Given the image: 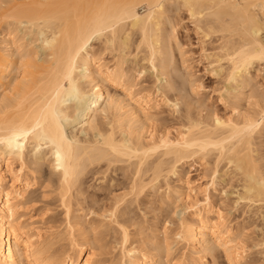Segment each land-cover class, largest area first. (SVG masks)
<instances>
[{"label": "bare ground", "instance_id": "obj_1", "mask_svg": "<svg viewBox=\"0 0 264 264\" xmlns=\"http://www.w3.org/2000/svg\"><path fill=\"white\" fill-rule=\"evenodd\" d=\"M206 1L203 0V3L201 0H0V264H101L92 259L91 244L84 241L85 238L81 242H77L74 237L70 238L72 240L68 245L69 249L60 253L59 258L54 259V256L51 258L49 255V258L45 257L43 247H36V243L32 241L34 237L39 240L40 236L35 234L27 236L23 230L24 226L18 222L19 217L16 218L21 205L27 203L25 196L27 189L35 185L38 179H43L42 184H55L60 206L68 213L72 201L78 200L83 194L80 191L82 176L86 174L89 166H99L101 162L111 167L135 159L133 162L130 160L131 164L125 163L129 164L126 178L128 190L138 200L142 194L145 195V192L152 190L160 179H163L162 182L165 181L163 183L165 184L171 176H176L178 165L186 158L197 154V157L201 155L199 158L204 160V156L215 153L216 160L220 163L223 160L227 161L234 172L242 177V192L238 193V200L242 199L249 203L250 207H264V178L258 163L249 152L251 136L264 125V88L261 92L257 90L259 87L255 88L257 84L254 83L249 71L255 62L258 65L262 63L264 68V0ZM141 4L147 6L143 15L136 12L137 6ZM167 4H174L173 7L176 8L173 9L176 11L179 7L185 8L190 22L194 24L195 30H200L204 39L212 34L218 38L221 56L219 58L216 56L217 64L219 61L220 63L222 60L225 61L224 64L227 66L225 77L227 82L234 84L232 90L237 93L234 92V101L229 100L232 102L231 119L211 117L212 126L208 128L207 123L201 127V123L192 121L187 116L186 128H181L180 132L176 129L179 132L177 138L171 140L168 136H160L159 140L156 139L158 142H155L153 125L152 132H146L150 129L149 126L147 129L146 125L155 117L153 111L157 106L154 107L155 104L152 106L151 98L138 97L139 91L134 90V86L127 82L124 75L126 71L122 67L128 61L127 56L134 54L130 52L133 45L132 35H138L133 50L141 49L145 54L144 60L153 72L160 69L158 72H161V77L169 79L176 89L182 88L184 77L181 80L179 75L176 77L174 72L176 68L172 67V63L175 62H171L173 56L170 49L177 51L182 65L185 62L184 52L175 35V25L172 26L171 21L167 19L168 15L163 17ZM163 21L166 22L164 24L170 29V33L164 32L167 28L163 29ZM28 37L31 40L25 43ZM94 40L98 43L100 41L106 52H116L117 60L114 65L112 64L113 68H108L104 62L100 63V60L97 61L93 57L91 43ZM35 43L41 45L40 50H44L40 60L37 59V49L33 47ZM135 57L134 54L129 58L134 61ZM218 67L221 65H217ZM78 70L82 72L80 75L77 74ZM222 70L218 69L219 73ZM82 78L90 86L89 90L83 88L80 82ZM262 81L264 83V76ZM168 85L167 83L164 87L169 88ZM172 85L170 84L169 89L173 88ZM107 86H119L124 95L120 97L119 94L115 98H110ZM176 89L173 92H176ZM220 91H224L223 88ZM225 92V96L233 95ZM222 93L224 96V92ZM88 96L90 99L84 102ZM101 101L105 102V106L107 105L115 115L112 122L116 124H111L113 127L110 126L112 128L108 131L101 129L97 123L98 114L105 112L104 109L96 110ZM241 101L247 103L245 106L250 103L260 106L258 114L254 111L256 108L253 109L257 117L251 111V114L241 112ZM68 102L72 104L67 105ZM173 106L176 108V105ZM78 108L83 113L81 118H84L80 121L81 132L90 131L92 134L90 139L80 140L64 132L66 123L76 121L70 120ZM245 109L247 110V107ZM184 118L186 119V116ZM185 119L182 120L185 122ZM180 125L178 127H181ZM114 127L117 130L115 128L114 131ZM44 146L52 158L51 167L57 170L58 179L55 182L49 178H42L40 159L27 160V155L31 151ZM13 160H16V166H13ZM6 181L9 183V190L5 187ZM166 186L167 193H170L171 186H168V183ZM181 188L186 193L183 192L181 195L180 190L177 192L175 188L173 192L179 193L178 201L180 199L186 203L200 192H193L190 182L186 180ZM132 200L134 201V198ZM194 217L193 222L182 220L180 227L181 237L187 245L189 255H181L179 261L169 258L171 248L164 244V240V243L157 241L154 244L155 254H148V251L144 252L142 249L128 250L126 247L124 249L130 234L122 229L120 240L123 249L120 250L122 259L120 264H207L197 245L204 247V250L206 248L210 253L221 246L228 257L231 247L228 240L223 239V231L215 226H209L200 212ZM193 224L196 226L193 227ZM72 226L78 227L79 232L87 227L79 219H76ZM204 231H208L209 236L207 233L204 234ZM231 256L230 254L229 257Z\"/></svg>", "mask_w": 264, "mask_h": 264}, {"label": "rangeland", "instance_id": "obj_2", "mask_svg": "<svg viewBox=\"0 0 264 264\" xmlns=\"http://www.w3.org/2000/svg\"><path fill=\"white\" fill-rule=\"evenodd\" d=\"M201 2H203V0H201ZM206 3L207 1L205 4ZM174 4L176 5V3ZM174 4H167V7H164L167 12H164L163 17L168 15L167 19L171 21L172 26L175 25V35L179 40L181 50L184 52L183 58L185 59V62L184 65H182L179 56L176 53L177 51H175V49H170V54H172L171 56L174 57H171V62H175L172 63V67H174V69L176 68L174 71L176 77L179 75L181 77L180 79L178 78L179 80H181L183 77L186 78V80L183 78L185 84L183 83L181 86L182 88L180 90L176 89L174 85L169 82V79L167 80V78L163 76L161 77V72H158L160 69H155L156 71L154 70L155 72H153V69L149 67L146 60H144L145 54L141 49L139 51L133 50L135 46L134 44L138 40V35H132L133 45H131L130 48V52L136 55L135 59L133 61L132 58H129L134 54L127 56L128 61L125 63V65H123L124 68L122 67V69L127 73L126 74L123 71L124 75H126L125 78L127 77V82L134 86V90L139 91L138 97H144L143 99L151 98L150 101H152V106L154 104V107L157 106L155 107V111H153V116L155 114V117H153L154 120L152 118V121H149L150 123L147 122L146 125L147 129L148 126L150 128L149 130H146V132H152L153 130L151 129L154 127L155 132L153 131V140L155 142H158L160 136H168L171 140L177 138V136H179L178 133L180 132V129L186 128L185 123H187L188 118H190L192 121L201 123V127L206 126L205 123H207L208 128L212 126L211 117H219L223 120H225V118L231 119L232 102L230 101H232V99L234 101V92L237 93V91L232 90L234 89V84L227 82L225 77L227 76V66L224 64L225 61L222 60L223 62L221 61V63L219 61L217 64L216 58L221 56L220 50L218 48V38L212 34L209 35L207 39H204L200 30H195L194 24L192 25V21L190 22V18L186 12V9L179 7L176 11L173 9L176 8L175 6L173 7ZM146 10L147 6L145 4L138 5L136 8V12L140 15L145 14ZM164 22L165 21L162 23L163 29L165 27L167 28ZM166 31L168 33L171 32L169 28L165 29L164 32L167 33ZM30 40L31 39H29V37L28 39L26 38L25 43H29ZM94 41L91 43V47L93 49V52H91L93 57L97 61L100 60V63L104 62L108 68H113L114 63L117 60V55H115L116 52H110V54L108 53L109 51L106 52L107 50H104V46L101 45L102 43L100 41L99 43L97 40L95 42ZM39 44H33V47L35 50L37 49L36 52L39 54H37V59H39L44 54V50H40L41 45ZM31 47L32 46H30L29 49H31ZM217 65H221V67L217 68ZM224 65L225 67H223ZM257 66L261 67L258 68ZM218 69H223L222 72H224H220V74ZM249 71L251 72L250 75L252 78H254V83L257 84L255 88L259 87L257 90L261 92L264 88V83L262 81V77L264 76V68L262 63H259V65L256 62L253 63ZM81 73L82 72L80 70L77 71V74L80 75ZM172 76H174V73ZM189 81L192 82L189 83ZM80 82L82 83V86L85 90H89L90 86L85 83L83 78L80 80ZM167 83L169 84V88L171 87L170 84L173 86V88L169 89L164 87L167 85ZM189 84H191V86ZM189 87H192L193 89ZM106 88L110 98H115L116 96H119V94L120 97L124 95L122 89L119 86H107ZM222 88L224 90L222 91L224 92V96L226 94L225 91H228L230 95L233 94L231 95L232 97L229 95L224 97L223 93L220 91ZM174 89H176V92L178 93L173 92ZM184 89L186 90L184 91ZM247 93L248 90L245 91V94ZM222 98L224 99L223 101ZM88 99H90V96H88L84 102H87ZM189 101L193 103L191 104ZM241 102H239V104L241 103V112H249V114H251V111L252 114H255L254 116L257 117L254 111L257 112L260 110V106H254L252 103H250V105L248 104V106L251 108L249 110V107L247 105L245 106L247 103H245V101ZM69 103L70 102H68L67 105L72 104ZM104 103L105 102L101 101L100 104L96 106V110L101 111L104 109L105 111H102V113L98 114L97 123L101 129L108 131L115 123L112 122L113 119H115V117H113L115 115L114 113L112 114V111L108 109V106H105ZM173 105H176V108ZM199 105L201 106L199 107ZM246 107L249 111L245 109ZM254 107L256 109L258 107L259 108L256 110ZM253 109L255 110L253 111ZM75 110L76 111H74V115L70 121H76L69 122L68 124L66 123V125H64V132L68 136H76L80 140L92 138L90 131L87 133L81 132L80 127L82 124H80V121L84 119L81 118L83 113L79 108L78 110ZM107 110H109L110 113ZM211 114L216 116H212ZM185 116L186 119L184 118ZM182 119H185V122ZM179 122L181 125L178 124ZM152 125L153 127H151ZM179 125L181 127H178ZM115 128L116 127H114V131ZM176 129L179 132H177ZM119 136L120 135H118V137ZM157 138L158 140H156ZM251 138V147H248L250 149L249 152L251 157L254 158L255 162L258 163V167L264 178V125L261 126L260 129H258L251 136ZM209 154L207 155L208 157L204 156V160L199 158L201 155H198L197 157V154L183 160L184 162L182 161L177 167L178 174L173 177L171 176V178H169L170 180L166 182L168 183V186H171L169 187L170 193H167L168 190L165 189V187H167L166 183L163 184L165 181L162 182L163 179H160L161 181L159 180L157 185L152 190H150L151 193L150 191H148L149 193L145 192V195H141L142 197L144 195V198L141 197V199L139 197L138 200H136L137 198L135 199L134 195H132L128 190L129 187L126 178L128 175L127 173H129L127 172V165L129 166V164L135 161V159H130L132 162L130 160L129 162L126 161L129 164H125L126 162H123L124 164L117 163L115 165H111V167L105 166L106 164L102 162L99 164V166L96 164V166L91 165L92 167L89 166L90 168L88 167L85 172L86 174L81 178L83 186L81 185L80 191H82L83 194L78 198V200L76 199L77 201L80 199L81 200L79 202L76 200L72 201L70 204V210L68 212L69 214L67 211L65 212V208L60 206L61 204L58 201L55 184H42L43 179H38V182L35 185L31 186L30 189H27L25 194L27 203L21 205L16 218L19 217L18 222L24 226L23 230L25 234L27 233V236L31 234L40 236L39 240H36V237H34L35 239L32 241L36 243H34L36 247H43L45 257L49 255L50 257L54 256V259L59 258L60 255L64 253V251L66 252L69 249L68 245L70 244V240H72L70 238L74 237L73 239L78 240L77 242H81L85 238L84 241H88L87 243L91 244V252L93 254L92 259H94V261L97 260L101 264H120L122 260L121 249H123V245L121 244L122 242L120 240L122 229H125V231L130 234L124 249L125 247L128 250L130 248H135L136 250L142 249L144 252L148 251V254H155L154 244L157 243V241L160 243L164 240L165 243H163L169 245V248H171V256L169 258L179 261L178 258L181 255H189L187 251V245L181 237V221L184 219L186 221L187 219V221L189 220V222H193V219H195V214L200 212L201 217L207 221L209 226H215L216 228H219L221 232L223 231V239L226 241L228 240L230 243H228L230 245L229 247H231L230 252H228L229 256L230 254L232 256L234 254L233 257H227L224 248L221 246L217 247V249L215 248L212 253H210L209 250H206L205 248L207 252L206 253L204 247L197 245L198 251L203 253L201 255L204 256L207 264H264V216H262L264 215V207L258 208L253 206L256 208L255 209L252 206L250 207L249 203L247 204V202H244L242 199L238 200V193L242 192V177L239 176L238 173L234 172L233 168H231L232 166L228 164L227 161L223 160V162L221 161L220 163V161L216 160L217 158L214 156L215 153L210 156ZM206 157L208 160H206ZM28 158H38L41 160L40 169L42 178H49L52 182L57 181V170L51 167L52 158L45 146L39 150L31 151L30 154L27 155V160ZM214 159L216 160V163ZM12 163L13 166L17 165L16 160H13ZM225 163H227L228 166ZM107 168L112 170H107ZM122 173L124 176H122ZM185 180L190 182V186L194 189L193 192L200 191L197 195L192 196L187 203L185 201H181L180 199L178 201L177 196L179 193L174 194L173 192L175 189H177L176 191L178 192L179 189L181 195L183 192L186 193L184 189H180V186ZM8 186L9 183L6 181V190H9ZM18 187H21V185H18ZM181 190L184 191L181 192ZM122 197L124 198L122 199ZM133 198L134 201L132 200ZM76 204L79 205L77 206ZM247 208L251 210L249 211ZM67 217H70L71 219H68ZM76 219H79L83 225L84 223L85 226L87 225L85 228L86 230L84 229L83 231L79 232L78 227H71ZM68 220L70 221L68 222ZM196 224H193V227H195ZM204 234L209 236L208 231H204Z\"/></svg>", "mask_w": 264, "mask_h": 264}]
</instances>
